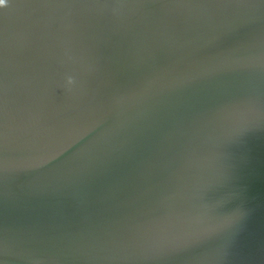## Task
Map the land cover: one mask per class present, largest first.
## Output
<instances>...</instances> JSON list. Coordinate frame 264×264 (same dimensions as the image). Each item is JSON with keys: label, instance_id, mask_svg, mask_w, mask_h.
I'll use <instances>...</instances> for the list:
<instances>
[{"label": "water", "instance_id": "water-1", "mask_svg": "<svg viewBox=\"0 0 264 264\" xmlns=\"http://www.w3.org/2000/svg\"><path fill=\"white\" fill-rule=\"evenodd\" d=\"M0 264H264V0H5Z\"/></svg>", "mask_w": 264, "mask_h": 264}, {"label": "clouds", "instance_id": "clouds-1", "mask_svg": "<svg viewBox=\"0 0 264 264\" xmlns=\"http://www.w3.org/2000/svg\"><path fill=\"white\" fill-rule=\"evenodd\" d=\"M5 0H0V5H4Z\"/></svg>", "mask_w": 264, "mask_h": 264}]
</instances>
